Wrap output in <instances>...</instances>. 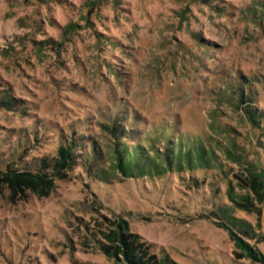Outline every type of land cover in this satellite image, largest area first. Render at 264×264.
I'll use <instances>...</instances> for the list:
<instances>
[{
	"label": "rangeland",
	"instance_id": "rangeland-1",
	"mask_svg": "<svg viewBox=\"0 0 264 264\" xmlns=\"http://www.w3.org/2000/svg\"><path fill=\"white\" fill-rule=\"evenodd\" d=\"M70 140L77 162L48 195L0 182V264H115L105 235L123 218L176 264H264L230 234L264 256V202L228 197L264 165V0H0V172ZM116 142L163 169L100 180Z\"/></svg>",
	"mask_w": 264,
	"mask_h": 264
},
{
	"label": "trees",
	"instance_id": "trees-1",
	"mask_svg": "<svg viewBox=\"0 0 264 264\" xmlns=\"http://www.w3.org/2000/svg\"><path fill=\"white\" fill-rule=\"evenodd\" d=\"M7 95V96H6ZM13 99L4 94L2 98V103L6 106H14L12 102ZM253 120H256L258 115L254 112L248 111V113ZM111 133H118L116 128H110ZM116 132V133H115ZM118 137V136H116ZM200 149L196 153V159L203 166L209 164L213 160L212 149L210 153L207 154L204 149L199 146ZM77 144L75 141H68L64 145H60L57 148V154L49 159H41L36 171L31 172L28 170H14L8 169L7 171L0 172V182L8 184V188L14 193L18 190L28 189L36 195L46 196L49 194L51 189L54 187L55 179H62L67 174L66 171L72 168L77 162ZM143 148L140 152L136 150L131 151L128 146L122 144L121 142H116L113 148V159L108 165L107 169L97 168V176L100 180H108L110 175L115 172L123 173L124 175L132 176L130 171V163L134 164L137 161L150 162L155 165V168H159L155 163L157 162L153 156L144 155ZM160 155L165 156L163 152H159ZM94 153V152H93ZM184 154L189 153L187 151ZM195 157V155H194ZM234 156L233 161H242L238 156ZM168 159V158H167ZM189 163H192L193 157L189 155ZM193 166V165H192ZM245 174L243 178H240L241 182L239 186L243 189H247L246 194L237 193L232 189L229 190L228 197L231 201L242 206H246L251 199L257 200L258 203L264 202V165H258L257 163H252L251 165H246ZM252 193V197L249 195ZM244 202L246 204H244ZM222 224V223H220ZM115 228H109L110 231L106 233L105 238L109 241L104 247V253L115 259V264H176L175 261L169 258L167 255L155 257L154 254H148L147 249L149 246L141 242V237L132 233L128 229L126 220L120 219L114 222ZM231 239L234 244L235 251L234 255L237 258H246L253 260L254 262L264 263V256L261 251L254 245L241 238L237 232L230 230Z\"/></svg>",
	"mask_w": 264,
	"mask_h": 264
}]
</instances>
